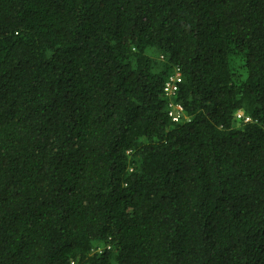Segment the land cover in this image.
I'll return each instance as SVG.
<instances>
[{
  "label": "trees",
  "instance_id": "trees-1",
  "mask_svg": "<svg viewBox=\"0 0 264 264\" xmlns=\"http://www.w3.org/2000/svg\"><path fill=\"white\" fill-rule=\"evenodd\" d=\"M0 264H264V0H0Z\"/></svg>",
  "mask_w": 264,
  "mask_h": 264
},
{
  "label": "built area",
  "instance_id": "built-area-1",
  "mask_svg": "<svg viewBox=\"0 0 264 264\" xmlns=\"http://www.w3.org/2000/svg\"><path fill=\"white\" fill-rule=\"evenodd\" d=\"M179 82V78H170L169 82L164 88L166 97H170L172 93L177 89L176 83ZM168 116L172 122H179L181 117L184 118L182 107L179 105L169 104Z\"/></svg>",
  "mask_w": 264,
  "mask_h": 264
},
{
  "label": "clouds",
  "instance_id": "clouds-1",
  "mask_svg": "<svg viewBox=\"0 0 264 264\" xmlns=\"http://www.w3.org/2000/svg\"><path fill=\"white\" fill-rule=\"evenodd\" d=\"M239 115H241V114H239ZM184 119H186V117H184ZM100 253V252H99Z\"/></svg>",
  "mask_w": 264,
  "mask_h": 264
}]
</instances>
